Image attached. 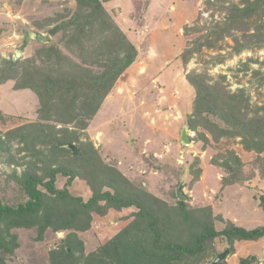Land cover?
I'll return each mask as SVG.
<instances>
[{
	"label": "trees",
	"instance_id": "trees-1",
	"mask_svg": "<svg viewBox=\"0 0 264 264\" xmlns=\"http://www.w3.org/2000/svg\"><path fill=\"white\" fill-rule=\"evenodd\" d=\"M74 1L75 11L70 14L64 10L62 15H57L58 25L48 29L37 25L38 33L54 39L42 43L33 40L30 33L24 43L31 42L36 49L29 59L11 58L0 62V85L14 82L15 90H31L40 101L39 122L4 134L0 132V162L23 168L20 174L15 169L6 174L0 185V190H6L11 184L14 187L12 202L0 197V264H8L6 257L13 256L18 248L16 236L10 234L13 229L36 230L39 241L46 231L65 233L49 251L50 264H199L215 257L223 248L227 256L234 255V245L238 242L264 239V226L244 228L223 222L221 217L212 215L210 207L193 208L186 197L181 201L175 193L177 203L168 207L104 163L91 143L80 140L88 120L133 63L137 52L110 20L99 0ZM212 2H207V8L219 13L221 20L214 21L211 17L212 23L208 25L186 28V35L195 33L199 37L192 48L183 50L184 63L203 48H220L219 42L226 37H232L233 53L261 48L264 0ZM53 21L49 19L48 24L52 25ZM98 31L110 38L106 39L108 49L114 46L118 51L106 59L105 65L93 59L88 68H82L60 51L59 44L64 43L71 54L81 55L83 46L72 39L80 36L86 39ZM234 32L242 36L238 38ZM94 64L99 67L96 71ZM256 75L259 86H264V74ZM186 79L195 92L192 114L186 118L188 130L196 131L200 126L214 141L240 137L246 150L257 155L264 153V102L252 106L243 88L227 91L224 77L210 84L206 73L191 71ZM55 101L63 109L54 111ZM56 123L61 127L57 128ZM1 124L5 120L0 112ZM199 137L208 142L205 134ZM14 141L18 144L15 148L18 157L11 152ZM73 144L75 149L71 150ZM229 155V160H223L221 165L229 177L222 181L223 186L241 178L239 158L234 153ZM259 164V172L264 175V158ZM76 181L87 187L88 197L69 191ZM259 199L264 212V196ZM110 211H129L124 218L127 224L105 244L86 254L79 234L91 229L94 215L103 217ZM217 221L223 223L221 228L216 226ZM217 242L222 248L215 247ZM239 263L259 264V260L251 255Z\"/></svg>",
	"mask_w": 264,
	"mask_h": 264
},
{
	"label": "rangeland",
	"instance_id": "rangeland-1",
	"mask_svg": "<svg viewBox=\"0 0 264 264\" xmlns=\"http://www.w3.org/2000/svg\"><path fill=\"white\" fill-rule=\"evenodd\" d=\"M99 1L137 54L93 118L88 120L80 140L91 143L104 163L170 208L177 203L173 193L183 181L181 192L191 207H210L214 217H221L223 222L239 227H263L264 212L259 197L264 196V175L259 172V163L264 153L257 155L246 150L240 137H222L214 141L200 126L196 131L188 130L186 118L192 114L195 92L186 75L191 71L206 73L210 84L224 77L227 91L243 88L252 106L261 104L264 102V86H259L256 73L264 74V41L261 48L233 53L232 37H226L219 42L220 48H203L184 63L181 59L183 50L192 48L199 37L195 33L186 35V28L208 25L212 23L211 17L214 21L221 20L219 13L207 8V2L213 3V0ZM75 8L74 0H0V62L11 58L14 61L29 59L36 48L31 42L24 43V39L30 33L54 39L46 33H38L37 25L46 29L58 25L57 15H62L64 10L71 14ZM49 19L54 20L52 25L48 24ZM102 31L86 39L83 36L72 39L84 48L79 56L71 54L64 43L59 44L60 51L82 68H88L93 59L105 65L118 51L114 46L112 50L108 49L106 39L110 38L101 35ZM234 35L239 38L242 33L234 32ZM16 53L21 54L17 59L14 58ZM91 54L94 57L91 58ZM97 69L98 65L94 64L93 70ZM57 103L54 102V111L63 109ZM0 112L5 120V124L0 125V132L4 134L16 127L39 122L40 101L33 91L15 90L14 82H8L0 85ZM56 127L61 125L56 123ZM183 128H186L190 142L187 146H183L180 140ZM201 133L208 142L200 139ZM13 145L12 154L20 156L15 152L17 142L14 141ZM230 153L241 162V178L223 186L222 181L229 177L221 165L223 160H229ZM13 169L18 174L23 170L0 162V185ZM62 184L60 180L59 187ZM13 189L11 184L6 190H0V197L12 202ZM68 189L72 194L89 196L82 182L76 181ZM128 213L110 211L103 217L94 215L91 229L79 234L85 253L105 244L125 227L128 220L124 218ZM216 226L221 228L223 223L217 221ZM10 234L16 236L18 248L13 256L6 257L8 264H50L49 251L65 236L63 232L46 231L39 241L36 230L13 229ZM215 245L220 247L218 242ZM234 247V255L224 259L226 264H240L239 261L251 255L259 260L264 239L238 242ZM225 250L220 249L218 253ZM213 258L199 264H210Z\"/></svg>",
	"mask_w": 264,
	"mask_h": 264
},
{
	"label": "water",
	"instance_id": "water-1",
	"mask_svg": "<svg viewBox=\"0 0 264 264\" xmlns=\"http://www.w3.org/2000/svg\"><path fill=\"white\" fill-rule=\"evenodd\" d=\"M32 39L33 40H38L42 43H49L50 40L49 38L47 37H44L43 35L41 34H34L32 36ZM20 53H16V55L14 56L15 59L19 58L20 57ZM180 140H181V143L183 146H187L189 145V139H188V135H187V132H186V128H183L182 131H181V135H180ZM71 150H74V146H71ZM182 185H183V181H181V184L179 185V187L177 188L176 190V197L177 199L181 200V201H184L185 198L181 192V188H182ZM228 252L227 250L221 252V253H218L214 258L213 260L211 261L210 264H219L221 262L224 261L225 257L227 256ZM259 264H264V250L262 252V257L261 259H259Z\"/></svg>",
	"mask_w": 264,
	"mask_h": 264
}]
</instances>
